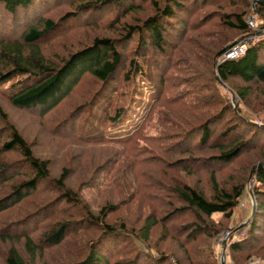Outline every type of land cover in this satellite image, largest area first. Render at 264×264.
<instances>
[{
  "label": "trees",
  "instance_id": "16d2710c",
  "mask_svg": "<svg viewBox=\"0 0 264 264\" xmlns=\"http://www.w3.org/2000/svg\"><path fill=\"white\" fill-rule=\"evenodd\" d=\"M138 1L151 5L154 12L141 24L127 25L125 35L118 39L96 35L90 42L65 55L56 52L51 58L42 46L55 40L54 33L67 23L87 16L81 27L97 25L115 10V16L107 20L109 26L118 22L119 13L135 12L140 5L135 0H0V100L19 112L39 118L52 117L83 85V81H96V89L89 101L52 123L48 131L44 126L48 140L58 144L73 142L81 147L90 146L92 149L89 150H97L99 155L110 153L91 169L81 184L102 185L113 192L118 190L120 195L125 190L120 176L125 177L130 172L135 175L136 170L145 167L156 169L160 179L156 184H146L147 192L150 194L155 186L157 192L160 189L168 191L165 197L169 199H166L170 202L169 209L174 210L172 204L177 202L172 200L176 198L181 206L174 212H191L199 222L182 227V230L193 227L194 232L201 231L210 237L219 234L221 230L219 225L214 226L212 216L218 215L222 221L232 218L252 170L250 179L255 181L253 193L257 211L249 222L245 237L231 243L229 249L232 254L254 249V243L259 244L258 240L264 234V122L257 125L238 115L239 110L235 112L228 101L214 96V88L216 74L225 84L238 80L241 85L232 90L241 103L249 106L248 99L254 91L252 87L264 86V23L259 27L263 29V36L251 43L241 58L212 68L213 74L207 70L208 77L193 71L196 78H182L173 84L185 83L194 93L207 96L198 105L182 102L187 98L186 93H173L167 99L166 107H180L178 115L182 114L181 122L187 124L186 131L178 129L171 133L167 145L157 137L143 135L137 115L146 92L159 103L169 88V74L179 63L186 64V57L180 60L177 56L181 45L201 50L200 40H209L208 47L200 54L203 57L192 58L212 66L225 49L248 36L247 16L253 15L255 20L258 17L264 21V4L252 6V0ZM65 8L69 11L57 19L58 13ZM215 18H218V22L212 23L215 29L230 31L231 36L220 38L218 29L211 33L203 31ZM64 32L63 29L61 33ZM121 87L122 91L117 93ZM201 106L218 109L215 113L204 110L195 122H189L192 118L188 117L203 109ZM79 116L81 120L76 122ZM140 142L143 143L142 149L138 147ZM8 154L18 157L10 160ZM244 157L247 158L245 166L230 173V184L219 185L216 178L218 167L233 165ZM119 158L121 168L116 170ZM256 163L259 164L255 166ZM51 167L50 159L34 153L30 143L9 122L0 104V216L19 213L16 223L0 226L3 229L0 239L13 243L7 249L4 264H27L16 244L24 246L30 259L42 256L44 249L58 248L72 232L76 233L73 227L77 222L91 225V229L100 227V230L96 239H90L69 264H139L140 255L144 256L142 251L129 261L117 259V238L134 236L126 231L123 224L116 227L105 222V214L117 209L121 202L115 206L106 202L96 214L85 207L83 209L78 188L66 184L71 176L70 166L63 165L53 177ZM199 170L208 174L211 191L208 194L176 182L178 171L189 177ZM41 190H49L56 195L35 206L31 200L44 195L43 192L38 193ZM151 197L156 199L155 194ZM64 204L82 210L81 220ZM152 212L153 215L146 216L141 222L137 236L146 247L153 230L161 227L162 234H166L172 221L170 215L162 218L156 211ZM46 220L53 221L50 228L35 236L36 228ZM249 244L252 247H248ZM260 248L264 249V243ZM244 259L245 262L248 257ZM151 261V264H160L163 258L158 255Z\"/></svg>",
  "mask_w": 264,
  "mask_h": 264
},
{
  "label": "rangeland",
  "instance_id": "374dc122",
  "mask_svg": "<svg viewBox=\"0 0 264 264\" xmlns=\"http://www.w3.org/2000/svg\"><path fill=\"white\" fill-rule=\"evenodd\" d=\"M135 1L137 5H140V9L128 14L119 13L117 15L118 22L113 25L108 26L107 22L115 16V10H112V15L105 18L104 22L97 25H86L81 27V22L85 20L87 16L79 17L75 21L67 23L62 29H59L56 33H54L55 40L52 42L50 41L48 44H43V51L47 52V54H49L48 56H51L52 58L56 52L63 56L67 52L77 48V46L90 42L91 38L96 35L114 39L120 38L125 35L124 32L127 25H135L137 23L141 24L147 16L154 12L151 5L147 3H140L138 0ZM251 5L254 6L255 4L252 3ZM104 10H107V8ZM68 11V8L61 10L56 18L58 19L62 17ZM1 15L2 14H0V19L2 18ZM250 17L254 16H247L246 20ZM216 22H218V18H215L210 25L205 27L203 31L211 33V31L217 30L218 27L215 29L212 24ZM76 23L79 25L77 26ZM255 23L260 27L263 25L264 21L257 17ZM63 29L66 32L61 33ZM218 30L220 31V38H223L224 36H231L230 31H222L221 28ZM262 30L258 29L259 32H255L254 29H249L248 35L257 34L258 38L254 39L255 42L263 36ZM234 39L237 40L238 36ZM200 42L202 43L201 50L196 48L191 50V46L186 48L185 45H181L178 49L177 56L180 60H183V58L186 57V64L179 63L169 74V78L167 80L169 88L166 89L163 100L161 99L158 103L150 97L148 92H146V96L144 95V102L141 103L142 108L138 111L137 119L138 124L142 127L141 132L146 137H157L163 142L162 144L167 145L169 143L168 139L172 137L171 133L177 131L178 129L183 132L187 130V127H185L187 124L181 122L182 118L180 116L182 114L178 115L181 113V111H179L181 108L172 106L174 108L168 109V107H166L168 104L167 99L171 98L172 95L176 93H186L187 98L182 100V102H187H185L186 105H198L199 102L204 101L206 94L194 93L191 90V87L187 84L181 83V85H173L175 82H180L182 78L190 80L196 78L195 75L192 74L193 71H197L200 75L203 74L204 77H208L207 70H211L210 74H213L212 68H216V66H218L217 61L213 62L210 67L206 63L197 62L196 59L192 58L199 56L203 53L202 51L206 50L208 47L209 40H200ZM131 45L132 48H134V43ZM200 56L203 57V55ZM216 80L217 83L214 88V96L219 97L222 101H228L232 108L236 109L235 112H237V109L239 110L237 112L238 115L253 121L257 125L263 124L264 108L262 109V107L264 104V86L257 87L254 85L252 87L254 91L248 99L249 106H246L239 101L232 90V88H235L236 85H241L238 80H232V82L225 84L220 81L217 74ZM95 82L90 79L83 81V85H81V87L74 92L72 97L65 102L52 117L48 116L46 118H39L27 113L19 112L1 100L0 104L6 113L9 122L19 131L22 137L30 143L34 153L37 156L50 159L52 165V177L57 176L63 165L66 164L70 166L72 169L71 176L67 180L66 184L73 188H78L79 199L83 209L85 207L89 211L96 214L99 207L106 202L111 203L114 206L121 202L119 203V206L121 205L120 208H118V206L117 209L105 214V222L116 227L123 224L126 227V231L133 235L134 238L130 236H121L120 238H117L119 243L117 259L129 261L135 257L139 251H142L144 256L140 255L139 264H151V259H157L158 255H161L163 258V261L159 262L160 264H242L245 260L244 258L246 257H248V259H246L243 264H264V249L260 248V245L264 243V234L260 236L258 240L260 242L259 244H257V242L254 243V249H245L239 254H232L229 249V245L231 243L245 237L249 222L255 216L257 211L256 199L253 193L255 181L254 178L250 179L252 170L249 171V180L245 184V191L243 192L239 205L233 210L232 218L228 221H222L220 216H212L211 220L213 221L214 226L219 225V230H221L219 234L213 237H210L208 234L203 235L201 231L199 233L194 232L193 227H189L187 230H182V227L190 226V224L199 222L191 214V212H174L177 207L181 206L178 204L179 202L176 198L172 200V202H177L172 204V206L174 205V210H172L173 208L169 209L170 202H166V199H169L165 197V195L168 194V191L160 189L157 192L155 190L156 186L154 185L155 189H153L150 194L147 192L148 189H145V187L148 186H146V184H150L152 182L156 184V182L160 179L159 173L155 172L157 170L154 168H141L140 171L136 170L135 175L131 172L130 174L125 173L124 175L127 174L125 177H121L119 175L120 183L123 180L124 183L122 184V187L125 189L124 193L121 195L118 190L113 192L112 189H108L107 187L105 188L102 185L93 187L92 183L88 185L86 183L85 185L81 184L82 181L90 175L91 169L101 163V159L103 160L111 154L107 152V154L99 155L97 150H89L92 149V147H81L73 142L58 144L50 141L48 140L49 137L44 126L48 131L52 123L57 122L62 117L65 118L73 109L77 108L82 103L89 101L96 89ZM171 86H173L174 89H172ZM120 90L122 91V87L117 91V93ZM87 93L89 94L87 95ZM218 108H220V105ZM218 108H203L200 111H196L191 114L192 116L189 115L190 117L188 118H192L189 122H195L205 111L208 113H215ZM80 120L81 116L76 119V122H79ZM166 138L167 140L165 142ZM138 147L142 149L143 143L140 142ZM16 157L18 156L15 154L7 155V158L10 160L15 159ZM119 159V164L117 165L116 170L121 168V158ZM246 162L247 158L244 157L235 162L233 165L224 168L218 167L219 170L216 173V178L219 185L228 186L230 184L229 182H231L230 173H235V171L243 168ZM257 164L259 163H256L255 166H257ZM175 177L177 178L176 182L201 189L206 194L211 192L208 174L206 171L199 170L198 173L189 177L183 172L178 171L175 174ZM48 191L49 190L39 191L38 193L43 192L44 195L33 198L31 203H34L36 206V203L42 204L47 200L53 199L56 193L53 194V192ZM153 194L156 195L157 200L151 197ZM64 206L66 209H72L70 206H66L65 204ZM152 211H156V214H159L158 217L162 218H167L170 215V219H172V221L170 220V224L168 222L170 231L166 233L167 235L162 234L161 227H157L153 230L149 240L150 243L146 247V245L144 246L140 243L137 236H139L138 231L140 229L141 222H143V219L146 216L150 214L153 215ZM72 212L75 215H79L77 216V219L79 220L83 217L82 210L79 211L78 208L73 207ZM18 214L15 212L0 216V226L12 224V222L16 223L15 221L18 219ZM84 219L86 220V218ZM52 223V220H46L45 223L40 224L36 228V233L34 235L38 236L40 233L48 230ZM28 227H35V225H29ZM89 227H91V225L77 222V225L73 227V231L77 230L76 233L72 232L65 243L56 249H44L43 255L39 257L36 256L35 259H30L27 256L22 244H16V248L20 253H22L27 264H69L72 261V258L75 260L76 257H78L81 249L89 243L90 239H96L98 236L100 227H93L92 229ZM4 229H6V227H4ZM2 230L3 229L1 228L0 231L2 232ZM190 230L192 231V234L189 232ZM242 233V237L235 239L237 235ZM11 244L13 243H10L8 240L2 241L0 239V264H4V257L6 256L7 249ZM248 247L252 246L250 245Z\"/></svg>",
  "mask_w": 264,
  "mask_h": 264
},
{
  "label": "built area",
  "instance_id": "2783aa9c",
  "mask_svg": "<svg viewBox=\"0 0 264 264\" xmlns=\"http://www.w3.org/2000/svg\"><path fill=\"white\" fill-rule=\"evenodd\" d=\"M247 26L250 30L254 29L255 32L258 31L259 26L256 25L254 17H250L246 20ZM259 32V31H258ZM258 38L257 34L248 35L243 39L237 41L235 44L229 46L225 51L219 56L217 59V64L228 61V60H236L241 58L247 51V48L254 42V39ZM243 236L242 234L237 235L235 239H238Z\"/></svg>",
  "mask_w": 264,
  "mask_h": 264
},
{
  "label": "water",
  "instance_id": "95a60500",
  "mask_svg": "<svg viewBox=\"0 0 264 264\" xmlns=\"http://www.w3.org/2000/svg\"><path fill=\"white\" fill-rule=\"evenodd\" d=\"M252 3L253 4H264V0H252ZM253 169H254V167H253Z\"/></svg>",
  "mask_w": 264,
  "mask_h": 264
}]
</instances>
